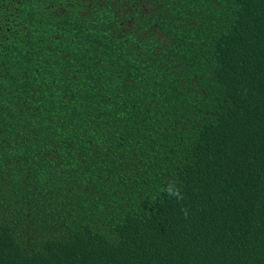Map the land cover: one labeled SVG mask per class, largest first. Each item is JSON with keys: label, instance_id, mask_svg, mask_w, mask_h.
Here are the masks:
<instances>
[{"label": "trees", "instance_id": "1", "mask_svg": "<svg viewBox=\"0 0 264 264\" xmlns=\"http://www.w3.org/2000/svg\"><path fill=\"white\" fill-rule=\"evenodd\" d=\"M0 264H264V0H0Z\"/></svg>", "mask_w": 264, "mask_h": 264}, {"label": "clouds", "instance_id": "2", "mask_svg": "<svg viewBox=\"0 0 264 264\" xmlns=\"http://www.w3.org/2000/svg\"><path fill=\"white\" fill-rule=\"evenodd\" d=\"M168 192H169V194H173L171 186L168 188Z\"/></svg>", "mask_w": 264, "mask_h": 264}]
</instances>
